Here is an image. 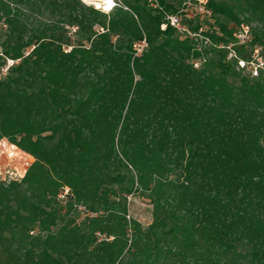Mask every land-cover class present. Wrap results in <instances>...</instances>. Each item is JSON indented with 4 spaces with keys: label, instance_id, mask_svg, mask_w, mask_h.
<instances>
[{
    "label": "trees",
    "instance_id": "16d2710c",
    "mask_svg": "<svg viewBox=\"0 0 264 264\" xmlns=\"http://www.w3.org/2000/svg\"><path fill=\"white\" fill-rule=\"evenodd\" d=\"M116 1L109 15L82 0H0V60L14 61L0 140L34 159L0 184L7 262L264 264V76L221 48L246 25L264 58L252 24L264 25V0H208L215 29L183 11L210 44L166 24L184 0ZM136 193L153 208L146 228L126 216ZM79 206L90 215L66 224Z\"/></svg>",
    "mask_w": 264,
    "mask_h": 264
},
{
    "label": "rangeland",
    "instance_id": "374dc122",
    "mask_svg": "<svg viewBox=\"0 0 264 264\" xmlns=\"http://www.w3.org/2000/svg\"><path fill=\"white\" fill-rule=\"evenodd\" d=\"M120 1L122 2L123 0ZM84 3L92 6L94 9L98 8L101 9L102 11L106 10L105 5L103 3H101L98 7L95 5V3H90L85 1ZM188 11L190 12L188 17L194 14L192 7H190ZM107 13L110 15L112 11L111 12L108 11ZM242 18H245V16H243ZM182 19L184 21H187V19L185 18ZM219 21L222 22L223 19L216 16L213 20H210L209 22L205 21V23H202V26L205 29H215L217 28L216 25ZM189 23L190 25H194L192 22ZM252 24L256 30L262 31V29H264V25L259 24L254 20H252ZM96 29H98V27H96ZM7 33L8 32L6 31V25L0 21V51H1V44L5 39ZM68 37H69L70 45L73 46L77 44L88 45L85 36H83L81 33H74V34L69 33ZM236 48H238L237 45ZM29 50L27 49L26 51ZM241 50L242 51L244 50V52L240 51L243 54L245 53L251 54L250 48H242ZM236 55L239 56L238 53H236ZM8 68H9L8 60L7 61L0 60V81L5 79V77L10 74V71L8 72ZM5 69H7V71H5ZM14 146L7 139L0 140V184L4 186H7L10 182L13 181L17 183L21 182L28 167L34 161V159H32L29 155L23 153L22 151L17 149L16 146L15 147ZM59 204L63 206L64 199H59ZM126 205H127L126 216L128 220L136 221L137 223L140 224L142 228H146L151 224L153 220V208L151 203L145 196H142L139 193L131 194L126 198ZM87 214H88L87 211L83 207L80 206L74 207L70 212V214L65 218L64 222L66 224L79 225L84 221V218L87 216ZM45 235L46 234L44 233L43 237ZM7 259H9V255L0 249V264H9V260L7 262Z\"/></svg>",
    "mask_w": 264,
    "mask_h": 264
},
{
    "label": "built area",
    "instance_id": "2783aa9c",
    "mask_svg": "<svg viewBox=\"0 0 264 264\" xmlns=\"http://www.w3.org/2000/svg\"><path fill=\"white\" fill-rule=\"evenodd\" d=\"M113 1L114 3L113 6H111V9L114 6L118 5L117 4L118 2L116 0ZM148 2L149 5L152 6L153 8H158L157 0H148ZM207 3L208 0H184L180 10L176 12L178 15L175 13L166 15V24H169L180 35H186L190 39H199L202 41L203 44H210L207 38H203L201 36L202 28H199L197 32H192L189 29L188 25L184 24L181 20V13L183 11L189 12L188 9H190V7L193 8L194 17L202 21L209 20L212 16V12L207 7ZM108 11L105 10L104 12H108ZM166 24L161 25L162 30L165 29ZM74 31L75 29H72V32ZM251 43H252V35L250 32V28L246 25H242L235 34V41L227 46H221V48L227 51V60H236L238 66L241 69H246V72L250 75V77L256 78L260 75L264 76V58H262L260 54L262 49L261 47H254V49H252L251 57L247 62L239 58V56L236 55V52L234 50L236 45L238 47L243 46V48H249ZM133 47H134L135 55H141V53L146 49L147 44L145 40H143L135 44ZM13 64L14 61L8 60V67L12 66ZM192 64L195 69H198L201 65V62L199 60H195L192 62ZM5 71H7V69H5Z\"/></svg>",
    "mask_w": 264,
    "mask_h": 264
},
{
    "label": "bare ground",
    "instance_id": "6f19581e",
    "mask_svg": "<svg viewBox=\"0 0 264 264\" xmlns=\"http://www.w3.org/2000/svg\"><path fill=\"white\" fill-rule=\"evenodd\" d=\"M85 2L95 3V5L98 7L101 3L105 5L106 10H110L111 6H113L114 1L113 0H83Z\"/></svg>",
    "mask_w": 264,
    "mask_h": 264
}]
</instances>
